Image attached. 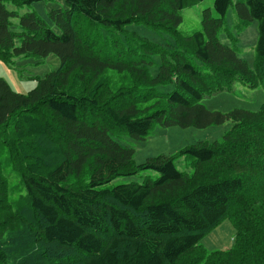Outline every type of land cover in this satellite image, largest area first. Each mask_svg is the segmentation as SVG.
<instances>
[{
    "label": "trees",
    "instance_id": "16d2710c",
    "mask_svg": "<svg viewBox=\"0 0 264 264\" xmlns=\"http://www.w3.org/2000/svg\"><path fill=\"white\" fill-rule=\"evenodd\" d=\"M46 1L59 0H0V61L61 62L28 94L0 77V264H264V105L221 113L201 103L234 82L264 86V0L235 4L240 29L259 23L255 68L219 39H233L225 20L234 0H215V15L205 10L194 33L179 30L182 11L204 0H62L67 8L49 13L59 34L36 13L6 6ZM132 24L165 31L175 44L139 38L144 51L134 53L102 43L101 28L122 33ZM229 123L221 141L140 164L113 138ZM181 158L191 175L177 168ZM147 173L158 177L109 187ZM225 219L234 247L207 251L201 242Z\"/></svg>",
    "mask_w": 264,
    "mask_h": 264
},
{
    "label": "rangeland",
    "instance_id": "374dc122",
    "mask_svg": "<svg viewBox=\"0 0 264 264\" xmlns=\"http://www.w3.org/2000/svg\"><path fill=\"white\" fill-rule=\"evenodd\" d=\"M229 8L226 15V29L232 35L231 40L227 32H222L219 39L222 43L232 45L234 43L239 50V56L246 60L251 68L256 65V48L259 41V23L257 21L240 29L235 12V4ZM215 0H204L203 2L186 8L182 11L183 23L180 26L182 33H194L202 30L203 12L210 9L215 15ZM9 10L18 11L21 15L34 12L38 17L51 27L55 33H60L59 29L53 24L49 17V13L53 9H66L64 1L56 2H38L31 5L15 6L12 3L6 4ZM12 30L19 31L18 20L12 21ZM102 34V43L113 45V42L124 43L125 47L121 49H132L134 53L143 52V41L139 38L149 40L158 45L168 47L174 45L173 37L165 32L153 30L143 24H132L127 26L122 33L113 32L111 29H100ZM124 36V37H123ZM99 40V39H98ZM145 49H151V45H146ZM154 49V47L152 48ZM155 65L151 67L152 75L158 73L161 63L157 55L153 56ZM195 64L201 63L194 59ZM61 66L60 59L55 55H50L45 61L38 62L31 57H24L15 60L14 66H7L0 61V77L4 78L13 91L21 94H28L34 89L38 82L35 77H43L48 73L57 71ZM174 88L172 86L159 88L160 92L168 93ZM201 103L212 112L229 113L234 110H247L258 112L264 105V86L259 83L257 88H249L240 82H234L230 91H225L214 96L204 98ZM232 128V124H225L220 127H211L205 130L194 128L182 129L179 127L164 128L155 126L150 136L144 140H135L128 134L119 132L113 138L121 145L131 148L135 151V162L137 164L145 162L148 158L157 157L159 155L175 156L179 151L198 143H214L221 141L224 135ZM176 166L181 172L191 175L194 171L190 167V161L181 158L176 161ZM152 174V178H157V174L147 173L134 177H121L109 187L118 186L126 183H143L144 178ZM77 182V181H76ZM78 184H82V181ZM235 230L229 219H225L221 224L209 235H207L201 245L207 251H223L231 250L234 247ZM78 260L76 257H72Z\"/></svg>",
    "mask_w": 264,
    "mask_h": 264
}]
</instances>
